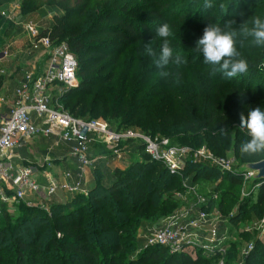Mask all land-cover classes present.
<instances>
[{
	"label": "trees",
	"instance_id": "1",
	"mask_svg": "<svg viewBox=\"0 0 264 264\" xmlns=\"http://www.w3.org/2000/svg\"><path fill=\"white\" fill-rule=\"evenodd\" d=\"M8 1L0 0V5ZM46 1L62 10L54 18L51 37L67 42L78 61L80 83L62 98L72 115L101 116L117 124L111 126L117 130L137 127L153 136H167L176 145L194 149L206 145L218 156H226L233 147L241 164L264 159L241 153L240 145L249 137L239 126L249 110L264 106V69L257 67L264 61V48L249 40L237 44L241 57L249 61V70L232 79L220 73L209 75L211 66L193 49L210 23L223 27L231 21V27L237 28L244 21L251 24L256 16L264 17L263 0L250 5L246 0H213L209 9L203 7L205 0ZM38 2L24 0L25 12L37 9ZM164 23L173 28L171 46L186 57L183 65L158 68L145 51L148 42L159 51L164 38L156 36V29ZM165 70L167 78L160 75ZM128 144L133 154L140 152L142 160L108 174L97 171L96 185L87 195L54 204L51 215L24 203L15 218V211L4 209L0 264H55L50 254L58 247L57 264H197L158 245L137 250L138 227L143 220H154L176 207L174 189L182 190V179L151 160L142 146ZM187 163L184 174L192 175L193 182L213 183L207 195L219 194L216 204L223 213L235 208L240 173H226L230 183L225 188L214 184L220 168L192 159ZM256 188L239 201L228 216L231 221L252 206L255 193L254 211L263 213L264 182ZM260 242L246 264H264ZM235 254L238 250L230 251Z\"/></svg>",
	"mask_w": 264,
	"mask_h": 264
},
{
	"label": "built area",
	"instance_id": "2",
	"mask_svg": "<svg viewBox=\"0 0 264 264\" xmlns=\"http://www.w3.org/2000/svg\"><path fill=\"white\" fill-rule=\"evenodd\" d=\"M14 13L11 10L0 11L2 17L14 22L24 33L26 43L19 48V52H25L34 58L39 55L40 62L44 61V64L41 66L42 62H36L24 69L12 99L0 96V107H7L0 112V216L4 209L16 211L21 203L48 212L49 209L45 208L46 201L59 190L87 195L84 187L85 171L94 163L90 157L91 147L99 142L112 149V155L117 160L122 159V146L125 144L142 146L151 160L161 162L171 174L182 178V190L176 196L193 197L200 206L218 199V194L209 198L196 182L183 177L188 159L196 162L201 158L224 172L240 173L241 166L237 168L234 156L215 157L206 148L195 150L186 146H173L168 138L156 137L136 129L113 130L102 118L84 119L72 115L64 108L62 98L78 86V61L75 54L67 42H56L51 37V28L45 29L37 21L29 19L16 22ZM13 55L12 43L0 46V63ZM0 72L4 70L0 69ZM35 137L56 139L49 151H53L60 142L70 146L71 155L78 163L76 181L70 180V172L63 174L62 181L46 173L47 184L42 186L37 179L38 171L46 167L45 164L50 159L46 158L44 163H23L16 160L15 150ZM201 159L198 161L201 162ZM241 175L245 181L251 182L252 172ZM259 185L260 183L255 184L256 187ZM181 221L183 225L179 227L178 220L172 217L162 228L153 230L144 249L158 245L167 248L171 254H181L185 253L188 245H194L215 256L224 252L221 243L226 236H221L216 223L207 224L209 220L202 209L196 215H184ZM263 227L264 219L258 221L253 228L258 230ZM196 237L200 238L198 243L195 242Z\"/></svg>",
	"mask_w": 264,
	"mask_h": 264
},
{
	"label": "rangeland",
	"instance_id": "3",
	"mask_svg": "<svg viewBox=\"0 0 264 264\" xmlns=\"http://www.w3.org/2000/svg\"><path fill=\"white\" fill-rule=\"evenodd\" d=\"M23 1L24 0H9L6 4L0 5V11H3V10L15 11L14 16H15L16 22H17V20L29 19V20L37 21L44 28H46L47 26L48 27L51 26V28H52L55 16L62 13L61 9L57 8L56 6L50 5L46 0L44 2H43V0H40L41 4H39V2L37 3L38 4L37 9L29 11V12H25ZM246 1H247L246 2L247 5L248 4L250 5L251 3H258V1H260V0H246ZM3 19L1 16L0 17V26H2V27H7L9 25H14L13 27L16 26L15 23L12 22L11 20L4 18V17H3ZM0 36L2 38H4L5 34L1 33ZM32 58H34V57H32ZM43 64H44V61H42L41 66ZM25 66L26 67L24 69H28L31 67L30 64H26ZM77 82H78L77 85H79L80 82L79 81H77ZM96 118H102V119L106 120L108 123H110L109 124L110 127L111 126L112 127L118 126L117 124H114V123L112 124V122L110 120H108L104 117L100 116V117H96ZM112 129L117 130L115 128H112ZM127 129H136L140 132L146 133L145 131H143L142 129L137 128V127L122 128V129H118V131L119 130L125 131ZM237 131H238V129H237ZM239 131H240V129H239ZM154 136L160 137V138H168L170 140L171 145L184 147L182 145L173 144L171 138H169L167 136H163L161 134H157ZM97 145L98 146L95 147V149L93 150L92 155H91L94 159H97L98 155L99 156H102V155L103 156L104 155L110 156L113 154L112 149H110L105 144L99 142V143H97ZM122 147L124 148L123 149L124 153L122 155V159H118V160L116 159L119 163L122 164V167H125L127 164H131L135 160H142L143 159V156L140 154L139 151H137V152L135 151V154L132 153L129 144H125ZM186 147H191V146H186ZM191 148L194 149L193 147H191ZM201 148H206L208 151H211L215 157H225V156L216 155L213 152V150H211L206 145H203L199 149H201ZM226 156H234L236 158L237 166H238L237 168H239L240 166L243 165V164H241V160L234 154V148L233 147H232V149H229ZM110 157H113V155ZM255 157L264 158V153L256 154ZM194 158H195V160L197 159L196 157H194ZM200 159L201 158L197 159V161L194 163H197V162L201 163V164L207 163L204 159H201V162H199L198 160H200ZM110 165L114 166L113 160L110 163ZM187 165H188V163H186V167H187ZM209 165L213 166L211 163H209ZM226 173H228V172H224L221 169L217 170V172L215 174V177H216L215 182H214L215 186L220 185V186H224L226 188V186L229 185L230 182L226 178V177H228V175H226ZM183 177L186 180H192L193 179L192 175L186 176L184 174ZM225 180H228V181H225ZM240 180H241V183L235 189L236 192H239L240 198L237 201L235 208L231 211H228V214L223 213L218 208V205L216 204L217 200H214V202L209 203L206 206H200L199 204L196 203L195 198H193V197H187V198L186 197L179 198L180 196L177 197L176 193L180 192L181 190L174 189V197L178 201V204L176 205V207L174 209H171L170 212H168V213L166 212V214L160 215L159 217L155 218L154 220L149 219V220H143L142 221V223L140 224V226L137 229V234H136L137 250L141 251L144 248L145 244L148 242V239L152 237L151 233L153 230H159L160 228H162L166 224V222L169 219H171L172 217H174L178 220V224L180 225L179 227H181L183 225L181 220H182V217L184 215L187 214V217L193 216V215L198 214L200 209H202L207 214V218L209 220V222L207 224L210 225L211 223H216L217 226L220 228L221 236H224V235L226 236L221 243L224 246V252H220V253H218L217 256H215V255H212V253H209L207 251L199 250L197 248V246L192 245V247H190L191 245H188L185 253H181V254L187 255L188 259L196 261L197 264H246L247 257L249 255H251V253L255 250L257 243L259 241H261L259 243V247L264 246V227L261 229H258V230L253 228L258 221H261L264 219V211L262 214H258L256 211H254V206L256 204V193H255V196L250 201L251 202L250 205H252V206L247 208L246 211H243L241 213V215L236 220L231 221L229 219L228 216L231 215V213H233L234 210L238 207L239 201L242 200V198L246 197L249 194V192L252 191L251 189H254V185L250 181L249 182L245 181L243 177H241ZM197 184L200 187V190L203 192V194H208L209 192H211L210 186L213 185V183L200 181ZM181 187H182V183H181ZM257 189H258V186L256 188V191H257ZM223 192H225L224 189H223ZM166 197H167V194L165 193L163 198H166ZM218 197H219V194H218ZM60 199L64 200V198H62V197ZM52 207H53V205L51 204V201L48 200L45 208L49 209V211L47 212L49 215H51V213H52V211H51ZM18 210L19 209L17 207V210L12 215L14 218L19 214L20 211L18 212ZM188 219L189 218H187L186 220L189 221ZM18 231H19V229H18ZM59 236H60V234H59ZM11 238H12L11 236H10V238H8L7 244L10 243ZM199 240H200V238H197V237L195 238L196 243H198ZM58 249H59V247L57 249L53 250L50 254L55 259V264H57L59 261L58 256L60 255V253L56 251ZM231 250H238V254H235L233 256L230 255ZM202 257H204V258H202ZM203 259H205V261H202ZM115 264H120V262L116 261Z\"/></svg>",
	"mask_w": 264,
	"mask_h": 264
},
{
	"label": "clouds",
	"instance_id": "4",
	"mask_svg": "<svg viewBox=\"0 0 264 264\" xmlns=\"http://www.w3.org/2000/svg\"><path fill=\"white\" fill-rule=\"evenodd\" d=\"M203 7L212 8L213 0H205ZM232 23L226 22L223 27L218 23L208 24L193 48L197 54H202L204 62L211 66V76L220 73L224 78L232 79L248 72L249 61L241 57L237 44L249 40L257 48H264V17L256 16L251 20V24L244 21L237 28H232ZM156 36L164 38L159 51L154 50L150 42L145 43V51L158 68L165 69L170 64L180 66L186 63L182 52L171 46L173 28L170 24H161L156 29ZM257 67L264 69V61ZM160 75L167 78L169 72L161 71ZM239 126L246 130L249 137L240 145L241 153H264V106L249 110L246 118H240Z\"/></svg>",
	"mask_w": 264,
	"mask_h": 264
},
{
	"label": "crops",
	"instance_id": "5",
	"mask_svg": "<svg viewBox=\"0 0 264 264\" xmlns=\"http://www.w3.org/2000/svg\"><path fill=\"white\" fill-rule=\"evenodd\" d=\"M13 26L14 25H9L7 27L0 26V34H5L4 38L0 36V46H3L10 42L13 45L14 52V55L10 59L0 63V69L4 70V72H0V96H7L9 99H12L14 97L18 81L24 73V68L26 67L25 65L36 62L39 63L41 60L39 55H36L37 58H32V56H28L25 52H19V48H22L26 43V38L23 31L19 27ZM50 28L51 26H47L45 29ZM6 108L7 107L5 106L0 107V112L5 111ZM55 140L56 139L54 138L35 137L29 139L24 143V145L15 150V156H17L16 160L23 163H44L46 158L50 159V161L45 164L46 167L40 168L38 171L37 179L42 186L47 184V178L45 176L46 173L50 175L52 174L60 181L63 180V174L66 172H70L72 174V178L70 179L72 182L76 181L78 178V163L76 159L71 155L70 146L60 142L57 146H55L53 151H49V147L55 144ZM96 146L98 145H92L90 150V157L94 160V163L85 171L84 187L88 193L96 185L95 173L97 171L108 174L116 169L124 170L129 166V164H127L125 167H122V164L119 163L114 157H110L112 155H98L97 159H94L91 155ZM112 160L114 161V166L110 165ZM61 197L64 198L65 201L61 200ZM74 197V193L59 190L48 200H50L51 204L54 205L68 202Z\"/></svg>",
	"mask_w": 264,
	"mask_h": 264
},
{
	"label": "water",
	"instance_id": "6",
	"mask_svg": "<svg viewBox=\"0 0 264 264\" xmlns=\"http://www.w3.org/2000/svg\"><path fill=\"white\" fill-rule=\"evenodd\" d=\"M239 172H252L253 176L251 178V183L255 185L256 183L264 182V159L257 162L245 163L239 169Z\"/></svg>",
	"mask_w": 264,
	"mask_h": 264
}]
</instances>
